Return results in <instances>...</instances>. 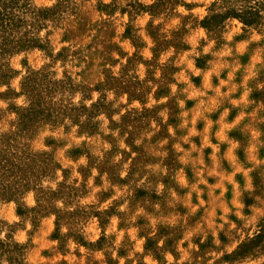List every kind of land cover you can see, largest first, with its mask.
<instances>
[{
	"label": "rangeland",
	"instance_id": "rangeland-1",
	"mask_svg": "<svg viewBox=\"0 0 264 264\" xmlns=\"http://www.w3.org/2000/svg\"><path fill=\"white\" fill-rule=\"evenodd\" d=\"M0 264H264V0H0Z\"/></svg>",
	"mask_w": 264,
	"mask_h": 264
},
{
	"label": "trees",
	"instance_id": "trees-1",
	"mask_svg": "<svg viewBox=\"0 0 264 264\" xmlns=\"http://www.w3.org/2000/svg\"><path fill=\"white\" fill-rule=\"evenodd\" d=\"M247 13V12H246ZM249 17V18H248ZM246 16V23H250L252 22L253 20L251 19V16ZM2 77H4V74H2Z\"/></svg>",
	"mask_w": 264,
	"mask_h": 264
}]
</instances>
